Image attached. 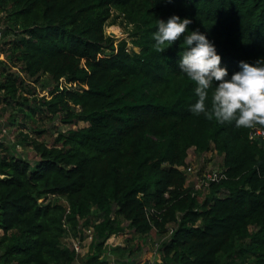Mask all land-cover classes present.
I'll use <instances>...</instances> for the list:
<instances>
[{
	"label": "trees",
	"instance_id": "obj_1",
	"mask_svg": "<svg viewBox=\"0 0 264 264\" xmlns=\"http://www.w3.org/2000/svg\"><path fill=\"white\" fill-rule=\"evenodd\" d=\"M113 11L130 27L131 48L104 31ZM173 15L192 23L159 53L156 21ZM193 31L213 44L230 79L241 61L264 59V0H0V103L30 107L15 99L26 87L11 70L19 67L53 82L25 117L85 123L51 145L22 134L33 162L0 141V264H109L105 241L126 227L160 238L153 264H264V140L189 111L196 84L178 61ZM190 149L195 159L213 151L200 167L219 162L226 178L185 185L179 167ZM79 218L93 226L85 256L65 239Z\"/></svg>",
	"mask_w": 264,
	"mask_h": 264
},
{
	"label": "clouds",
	"instance_id": "obj_2",
	"mask_svg": "<svg viewBox=\"0 0 264 264\" xmlns=\"http://www.w3.org/2000/svg\"><path fill=\"white\" fill-rule=\"evenodd\" d=\"M156 23L152 38L155 50L162 53L187 32L192 21L173 15L166 22L157 20ZM183 44L185 49L178 68L196 84L195 95L198 97L189 111L220 124L234 122L236 128H264V59H258L254 64L241 61L240 71L229 79L227 69L220 67L221 57L204 35L198 31L190 32L184 35Z\"/></svg>",
	"mask_w": 264,
	"mask_h": 264
},
{
	"label": "rangeland",
	"instance_id": "obj_3",
	"mask_svg": "<svg viewBox=\"0 0 264 264\" xmlns=\"http://www.w3.org/2000/svg\"><path fill=\"white\" fill-rule=\"evenodd\" d=\"M110 21L113 23L105 26V33L114 38V43L125 40L127 41V47L131 48L132 45L129 36L130 27L125 19L113 11ZM134 50H137V48H134ZM4 56L5 55L0 52V59H4ZM18 68H11V70H13L18 77L25 79V89L31 90L32 93H28L25 89L19 88L15 99L21 100L22 97H26L27 100L25 102L29 104L30 107L18 105L16 101H13L10 105L0 103V141L3 142L4 151L7 153L17 154L33 162L38 156L31 146L23 143L22 134L26 133L30 137L37 138L51 145L59 131L82 126L85 125V123L66 124L63 123L59 117L41 115L39 113L33 114L30 118L25 117L23 112L29 114V108L35 105L32 98L39 99L43 96L48 97V90L52 87L53 82L47 75H41L38 82L33 81L27 78L22 71H18ZM21 107L23 111L18 109ZM35 130H42V132L37 134ZM15 141L18 142V144L15 145ZM4 151L0 149V152ZM207 155L211 158L214 156L213 151H208ZM186 160L187 165H196L199 163V159L197 160L194 158L191 149L188 152ZM217 164L220 165L219 162ZM45 201L66 203L65 197L63 196H48ZM159 242L160 238H158L157 234L153 231L147 238H141L137 233H134L131 229L126 227L123 232L112 234L107 238L103 246L102 257L106 258L109 264H122V261H128L129 263L131 262V264H142L145 260L147 261L149 259L150 261L153 259H158V261H160L161 254L157 252L156 249V245ZM115 246L120 247V250H115ZM91 251L90 243L87 242L83 248L82 256L89 254ZM153 254L155 255L152 256Z\"/></svg>",
	"mask_w": 264,
	"mask_h": 264
},
{
	"label": "built area",
	"instance_id": "obj_4",
	"mask_svg": "<svg viewBox=\"0 0 264 264\" xmlns=\"http://www.w3.org/2000/svg\"><path fill=\"white\" fill-rule=\"evenodd\" d=\"M249 138L253 139H262L264 140V128H256L251 129L249 132ZM208 153V152H207ZM209 157V155H204ZM204 156L199 159V163L196 165H187L185 167H179V169L184 170L187 179L185 185H189L191 182L193 183V188H201L209 185L210 181H219L226 178V173L221 166V164H213L209 160L207 166L202 170L201 163L204 161ZM198 160V159H197ZM78 227L75 235L69 233L65 238L67 243L74 249L75 253L82 256V251L86 243H90L93 236V226L91 224L84 225V219H78ZM70 232V231H69ZM167 235V234H166ZM157 248V245H156ZM158 252V251H157ZM155 253V251H154ZM153 254L152 256H154ZM154 261H158V259H153L150 261L147 260L145 264H153ZM159 262V261H158Z\"/></svg>",
	"mask_w": 264,
	"mask_h": 264
},
{
	"label": "water",
	"instance_id": "obj_5",
	"mask_svg": "<svg viewBox=\"0 0 264 264\" xmlns=\"http://www.w3.org/2000/svg\"><path fill=\"white\" fill-rule=\"evenodd\" d=\"M111 34H113V33H111Z\"/></svg>",
	"mask_w": 264,
	"mask_h": 264
}]
</instances>
